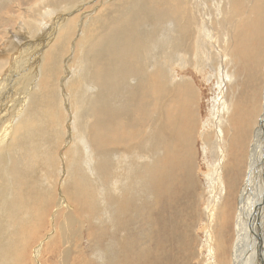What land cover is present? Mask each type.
<instances>
[{
    "label": "bare ground",
    "instance_id": "obj_1",
    "mask_svg": "<svg viewBox=\"0 0 264 264\" xmlns=\"http://www.w3.org/2000/svg\"><path fill=\"white\" fill-rule=\"evenodd\" d=\"M84 1L86 0H41L43 9L37 6L31 9L23 20L24 27L29 29L34 38L42 29L41 20L46 23L45 18L48 16L51 18L53 12L59 10L64 11L61 14L63 18L64 13L71 9H66L67 6L72 7ZM210 1L212 7L209 11L205 7L206 0H194L192 61L196 68H200L198 52L201 49L198 43L209 36L212 41L209 44L210 49L209 46L207 49L213 74L215 75L217 67L227 64L228 73L222 68L218 77L228 76L231 83L230 89L235 87L229 93L232 100L235 95H239L236 111L230 110L233 101L231 105L225 107L227 117L225 119L230 122L233 119L240 122L238 128H234L230 133L228 131V139L233 140L231 144L238 148L234 152L229 150L231 165L227 169L228 178L232 176L233 180L235 179L232 172L241 174L244 168L243 150L246 141H249L246 151L249 171L246 173L245 184L238 191L237 203L235 202L236 214L232 212L235 223L232 264H264V33L262 32L264 18L259 16L262 1L252 0L255 12L252 25L249 26L243 19V14L238 19H234L232 6L236 0ZM8 2L9 0H0V9L5 8ZM122 5L117 10V15L110 16V22L102 26L107 29L93 42L92 48L80 51L78 66L82 68V71L77 81L81 93L78 95L75 93V103L78 108L73 118L76 144L69 155L74 154L76 160V168L80 176V182L76 188L82 202H102L103 209L105 202H112V211L119 210L120 204L116 202L114 190L124 185L134 187L137 183L145 184L144 192L148 195V199L143 204L146 208L145 226L148 227V234L153 241L151 245L146 243L150 246L148 250H145L146 252H143L142 262L134 255L133 263L162 264L163 262L165 264L167 262L169 264L181 250L176 253L167 252L165 245L168 240L175 244L181 239L184 240V235L178 228V224L182 221L178 219L176 206L177 202H185L184 187L190 180L192 191L189 193L190 202L194 201L193 152L187 147L190 140L185 139L183 129L184 126L195 123L196 116L191 110L192 119L188 123L185 119L175 117L174 112L177 103L181 107L189 108L187 102L192 100L187 97L195 100L196 94L189 79H172L176 75L172 72L174 66H182L186 62L185 56L190 50L188 44L191 37L180 29L174 19L170 18L171 14L179 12L180 0H128ZM43 11L44 14H42ZM201 18H203L202 22H200ZM37 19L40 20L37 21ZM1 21L0 15V23ZM58 22L59 20H55L53 24L56 25ZM211 22L214 23L213 27H210ZM63 36L65 34L59 37L56 45L63 43ZM220 36L223 37L220 38ZM246 36L256 39L252 44L253 54L245 43ZM13 38L16 39L15 36ZM28 44L29 42H26L25 47L32 46L36 49L38 46L34 42ZM233 45L240 49L242 55L234 50ZM8 48H2L3 52L8 51L10 49ZM91 52L93 57L98 56L99 60H102L94 68L88 59ZM49 55L51 59L48 70L52 72L56 55L53 51H50ZM24 56L27 54L20 52L11 56L5 55L0 59V109L5 107L7 119L10 120L13 116L12 124L14 125L13 129H10L15 136V143L5 142L0 146L2 150V154L0 153V161H2L0 164V213L9 209L11 215L15 214V205L11 203L17 202L16 199L20 198L17 192L15 196H12L11 187L16 185V189L21 190L23 188L21 186H29V177L33 174V171L30 173L24 168V165L28 166L24 158L17 161V156H12L11 152L21 156L22 146H28L29 152L32 149L34 153L48 155L51 137V134L47 137V124L39 130L49 109L51 97L36 115L33 106L35 98L29 97V93L26 97L23 92L14 96L11 92L14 87L19 86L18 83H14L17 73L21 76L20 72L24 73V68L22 71L18 69L25 62L22 61ZM129 59L134 63H140L138 73L143 77L139 81L124 79L123 74L129 72V67L135 68V64L128 67ZM168 71L170 74L164 76ZM27 72L31 77V72ZM214 75L212 78L215 77ZM95 77L100 81L96 89L89 90L87 86ZM161 80L166 82L164 86L156 87L157 82ZM221 80L223 79L217 80V87ZM234 82H237V85H232ZM32 85L27 81L26 87L29 91ZM172 85L175 87L172 88ZM5 89L8 91L7 94ZM154 91L162 94L160 106L155 112L158 96L154 95ZM220 99V97L217 98V102ZM29 102L32 103L29 104ZM260 106H263L261 111ZM36 108H39L38 104ZM5 110L0 111L5 113ZM165 112L169 114L168 119L165 118ZM2 121L0 119V123ZM179 121L182 122L180 134L176 131ZM223 121L225 122L224 119L214 120L217 128L220 123H224ZM85 123L88 124L85 125ZM255 123L257 126L252 132ZM16 125L19 126L16 127ZM171 125L174 126L171 127ZM225 133L227 135V131ZM215 134L212 137L210 132L206 139V144L215 154L214 160L217 142H214L213 138L220 135L218 130ZM168 137L169 140H167ZM132 141L136 142L128 146V143ZM115 145L125 148L116 151ZM27 171L28 173L25 174ZM4 179L7 181L6 184L2 183ZM174 185L179 186L177 192L173 189ZM5 186L9 189L1 188ZM28 188L31 192V187ZM231 189L233 188L230 187L228 190ZM1 193L7 195L2 196ZM26 193L25 190L22 194ZM197 194H199L198 191H196L198 198ZM133 204H138L137 199ZM86 208L88 206H84V211L87 210ZM136 216L138 217L137 214ZM3 217L0 216V232L6 228L1 220ZM143 230L144 227L142 232ZM142 232L139 230V233L142 234ZM3 241L0 240V264H7L11 256L10 251H5L6 243ZM129 242L127 240V244ZM135 243L134 241V245Z\"/></svg>",
    "mask_w": 264,
    "mask_h": 264
},
{
    "label": "rangeland",
    "instance_id": "obj_2",
    "mask_svg": "<svg viewBox=\"0 0 264 264\" xmlns=\"http://www.w3.org/2000/svg\"><path fill=\"white\" fill-rule=\"evenodd\" d=\"M126 1L128 0H86L76 3L72 6L73 8L67 6L66 9H71L64 13L63 18H61V14L64 11L60 12L61 10H59L53 12L51 18H49L50 16L46 17V23L41 20L42 29L34 38L29 29L27 30L24 27L23 20L35 6L43 9L41 0H9L6 7L0 9L2 19L0 23V59L5 55L11 56L20 52H24L29 56L22 58V61L25 62L18 69L22 71L24 68V73L20 72L22 76L18 73L16 75L14 83H18L19 86L14 87L11 91L13 96L23 92L27 97L29 93V97L35 98L33 106L36 115L43 109L47 99L51 97L49 109L39 128L41 130L47 124V137L51 134L48 155L40 152L34 153L32 149L29 152L28 146H22L21 156L11 152L12 156H17V161L24 158L28 165H24V168L30 173L33 171V174H30L29 186L23 185L21 190L16 189V185L11 187L10 193L12 196H15L16 192L20 196L16 199L17 202L11 203V205H15V214L11 215L9 209L5 212L4 208V212L0 213V216H4L1 220L4 222V227H6L0 232V234H3H1L0 240H4L3 242L6 243L5 251H10L11 256L7 264H134L133 256L136 255L142 262L143 252L148 250L153 241L148 234V227L145 226L146 208L143 204L148 199L147 193L144 192L145 184L137 183L134 187L124 185L114 190L116 202L120 204L119 210L114 209L112 211V202H105L104 209L102 208V202H82L80 193L76 188L80 182L76 160L74 154L69 155L76 144L74 141L76 133L73 118L76 108H78L75 103V93L77 95L81 93L77 81L82 71V68L78 66V59L81 56L80 51L92 48L93 42L107 29L102 28V26L110 22V16L117 15V10ZM261 1L259 16L264 18V0ZM211 4L210 0H206L205 7L209 11L212 7ZM178 10L179 12L171 14L170 18L174 19L180 29L191 37L188 44L190 50L185 56L186 62L184 65H176L174 71H170L176 74L172 78L174 80L189 79L188 81L192 84L196 94L195 100L189 96L187 97L192 100L187 102V107L190 109L181 107L177 103L174 112L175 117L185 119L188 123L192 119L191 110L193 115L196 116L194 117L195 123L192 122L188 126H184L183 129L185 139L190 140L187 147L193 152L194 201L190 202L191 195L189 196V193H192L190 180L184 187L183 200L185 202H177L176 206V214L178 219L180 218V221H182L181 224H178V228L184 235V240L181 239L176 244L168 240L165 250L175 253L178 250L183 251H178L177 256L175 255L176 258H172L169 264H232V245L233 239H235L233 238L235 223L232 212L234 211L236 214L238 191L245 184L246 173L249 171L246 154L249 141H246L243 150L244 168L241 174L238 175L237 172L236 174L232 172L236 180H233L232 176L228 178L227 169L231 165L229 150L234 152L238 149L231 144L233 140L228 139V131L230 133L234 128H238L240 122L235 119L232 122L227 121L225 119L227 118L225 107L231 105V101H233L235 103H232L230 110L236 111L239 95H235L232 100L229 93L235 87L230 89L231 83L228 76L218 77L222 68L228 73L227 64L217 67L215 75L213 74L207 49V46L210 49L209 44L212 41L209 36L201 39L198 43L201 49L198 52L201 66L200 68L195 67V63L192 61V55L194 54V0H180ZM113 11L115 13H112ZM232 11L234 19H238L243 14V19L248 23L247 26L252 25L255 12L252 0H236L232 6ZM42 14H44V11ZM39 20L37 19V21ZM55 20H59L56 25L53 24ZM202 21L203 18L200 19V22ZM213 26L214 23L211 22L210 27ZM262 32L264 33V29ZM63 34H65L62 39L63 43L56 45L59 37ZM89 40L92 41L89 42ZM254 40L256 39L250 36L245 38V43L251 54L254 51L252 47ZM26 42H29L28 45L34 42L38 46L36 49L32 46L25 47ZM4 47L10 49L8 48L9 50L4 53ZM233 48L242 55L236 45H233ZM50 51H53L56 55L55 67L52 72L48 70L51 59ZM88 59L92 64V68L102 61L99 60L98 56L93 57L92 52L88 55ZM132 64H135V68L129 67ZM139 66L140 63H134L129 59V72L123 74L124 79L139 81L143 77L138 73ZM27 71L31 72V77L27 74ZM170 71L164 76H168ZM213 75L214 78H212ZM218 79L223 80L219 81L217 87L216 82ZM27 81L33 84L30 91L26 87ZM99 81L96 77L95 79L92 78L87 88L89 90L96 89ZM157 83L156 87L162 88L166 82L161 80ZM235 84L237 85V82L232 85ZM174 87L175 85H172V88ZM5 92L8 93L6 89ZM154 95L158 96L155 112L160 106L162 94H157L154 91ZM219 97L221 99L217 102ZM261 102L263 105V99ZM36 104L39 108H36ZM262 107L260 106V111ZM0 110H5V107ZM6 113V110L5 113L0 111V119L3 120L2 124L0 123V146L5 142L15 143V136L11 133L14 125L12 124L13 116L9 120ZM168 116V112H165L166 119H168ZM223 119L225 122L220 123L217 128L214 120L220 121ZM87 124L85 123V125ZM173 126L171 125V127ZM256 126L255 123L252 132ZM181 127L182 122L179 121L176 127L178 134L182 133ZM217 130L220 135L213 138V141L217 142L216 159L214 160L215 154L206 144V139L210 132L212 137L216 135ZM225 131H227V135ZM167 140H169V137ZM135 142L128 143V146ZM124 148V146L115 145L114 150ZM1 151L0 148L2 154ZM0 164H2V161H0ZM2 183L6 184V179ZM28 187H31L30 191L32 193L29 192ZM230 187L233 189L228 190ZM1 188L9 189L7 186ZM178 188L177 185L173 187V189H176L175 192L178 191ZM22 190H26L27 193L22 194ZM196 191L199 193L197 194L198 198ZM31 194L33 196H29ZM1 195L6 196L7 194L1 193ZM135 199H137V205L133 204ZM162 203L166 204V202ZM114 205L116 206L115 202ZM84 206H88L86 211H84ZM8 208H10L9 205ZM154 214H156L155 210ZM216 222H218L217 225ZM139 230L142 234L139 233ZM127 240L130 241L129 244H127ZM134 241L136 242L135 245ZM146 243H150V245ZM120 247L122 248L120 249ZM162 264L164 263L162 262Z\"/></svg>",
    "mask_w": 264,
    "mask_h": 264
}]
</instances>
